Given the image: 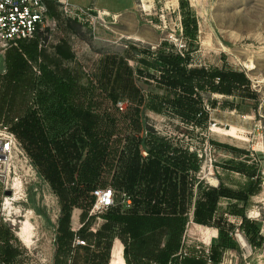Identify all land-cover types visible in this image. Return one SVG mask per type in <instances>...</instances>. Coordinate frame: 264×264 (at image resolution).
Instances as JSON below:
<instances>
[{"label": "rangeland", "instance_id": "rangeland-1", "mask_svg": "<svg viewBox=\"0 0 264 264\" xmlns=\"http://www.w3.org/2000/svg\"><path fill=\"white\" fill-rule=\"evenodd\" d=\"M180 1L147 0L148 9L144 8L143 0L139 3L141 10H145L143 14L148 12L152 15L154 23L160 27L162 42L169 44L167 50L172 47L178 50L189 42V49L197 50L192 55L193 67L244 73L258 95L257 101L239 104L236 99L204 95L208 103L216 101L218 106L214 109L208 105L210 120L199 128L185 125L174 115H158L143 108L137 116L133 104L120 101L121 105H115L109 97V88L108 91L103 90L100 83L104 63L109 56L124 58L136 71L138 64L132 58L131 50L125 45L118 47L116 43H104L97 39L93 25L97 14H94L93 21L92 17L64 16L52 7V19L56 21L36 38L7 47L0 46V125L17 122L29 110L37 109L51 137L60 142H75L72 136L76 122L65 123L60 119L61 91L55 82H68L72 77L76 82V105H95L100 123L113 134L111 148L117 154L116 160L128 149H134L139 139L149 138L150 135L166 138L200 160L199 170L187 177L189 183L192 179L196 180V196L200 188L223 185L238 190L248 185L246 177L227 169L229 162L257 166L261 191L251 199L247 216L259 224L264 237V0H189L199 17L198 44L194 45L182 31ZM64 43L71 49L73 57L70 59L57 52V47ZM16 56L23 59V69L9 63ZM134 82L145 95L160 91L152 82L147 86L148 81L137 74L134 75ZM232 104H238V109L231 110ZM120 106L122 109L119 110ZM132 116L133 120L142 122L144 130L139 131L131 123ZM140 149L143 158H147L148 152ZM22 150L23 155L11 163L10 175L5 169L0 177V250H16L17 256L11 264H98L96 255L102 263L106 259V264H162L156 258L168 249L173 239L171 230L155 233L147 255L136 259L131 236L125 234L120 225L111 231L104 230L109 224L107 215L110 210L93 212L94 206L86 210L73 209L70 223L73 239L63 244L60 240L62 204L59 195L23 144ZM122 168L123 165L116 161L112 170L104 172L102 184L97 188L112 187L117 200L125 204L122 201L125 191L119 190L118 181L114 179L115 175L121 176ZM16 182L21 188L14 196L12 188ZM66 185L70 188L72 184ZM8 191H12L11 196L7 195ZM13 196L17 201L7 210L5 202ZM236 204L227 199L220 200L217 218L228 225L227 229H230L229 226L233 228L223 242L217 230L195 225L194 200L184 216L180 250L171 255L167 264H182L185 253L188 258L196 256L203 259L204 264H214L209 261L214 246H217L221 256L219 264H264V241L257 248L250 245L241 229V218L235 216ZM126 209H122L121 213L128 212ZM29 213L36 228L32 246H28L20 236ZM84 228L87 232L83 236L81 231ZM100 233L106 235L103 241L111 242L109 250L98 247ZM77 238L84 240L86 245H76ZM116 249L122 253L120 259L115 256Z\"/></svg>", "mask_w": 264, "mask_h": 264}, {"label": "trees", "instance_id": "trees-1", "mask_svg": "<svg viewBox=\"0 0 264 264\" xmlns=\"http://www.w3.org/2000/svg\"><path fill=\"white\" fill-rule=\"evenodd\" d=\"M181 24L183 34L194 45L198 44L199 22L196 12L189 0L180 1ZM71 25V24H70ZM75 30L73 26L70 27ZM188 43L182 49L167 50L168 43L162 42L156 52L151 49L139 50L130 48L132 58L138 64L136 71L124 58L108 57L101 74V88L108 91L113 103L127 101L134 105V112L139 116L141 109L158 115H174L185 125L201 127L210 120L208 105L217 108L218 103H208L204 95H224L242 98L245 101H257L258 95L252 90L251 82L244 73L225 69H208L193 67L192 55L197 51L190 50ZM198 46V45H197ZM59 55L66 59L73 57L67 44L57 47ZM23 59L14 57L9 63L17 69H23ZM146 69V70H145ZM137 74L149 83H154L159 92L145 95L135 84ZM61 91L59 117L63 122H76V130L72 137L75 142H60L51 137L45 122L37 109L29 110L17 122L8 123L18 140L23 144L30 157L43 169L44 175L53 190L59 195L62 204L60 220L61 241L67 244L73 239L70 223L74 208L91 209L95 204L93 191L102 184L103 174L113 169L116 161L123 165L121 176H114L120 191H125L122 198L125 204L116 198V206L110 209L107 219L109 224L104 228L123 226L125 234L131 236L136 259L147 255L150 242L155 233L171 230L173 239L167 250L162 251L157 260L167 264L171 255L180 250V239L185 226L184 216L190 211L195 200L194 223L217 229L220 239L225 240L230 229L222 219L217 218L221 199L234 201L235 216L241 218V229L248 242L254 248L264 241L259 224L247 216V206L253 196L260 191L259 168L245 163L229 162L228 170L243 175L248 180L244 188L233 190L223 185L218 188L201 189L196 196L194 189L196 180L189 183L187 177L195 174L200 168V160L189 150L166 140V138L139 139L134 149L130 148L117 159L114 148H111L113 134L100 123L96 107L90 104L79 107L75 103L76 82L69 77L68 82L55 81ZM162 93V94H161ZM235 109V104H232ZM120 110V108H118ZM131 123L141 131L144 125L137 119ZM110 120V118H108ZM148 152L143 158L141 149ZM245 154V152H239ZM67 183L72 184L70 188ZM105 188V187H104ZM131 200L132 210L126 205ZM122 209L128 212L121 213ZM87 228L81 231L85 235ZM150 232V233H147ZM150 234V235H148ZM98 247L109 250L111 242L103 241L106 235L98 234ZM1 237V232H0ZM173 240L175 242L173 243ZM103 241V242H102ZM220 246V245H218ZM17 256L15 249L0 250L2 264H11ZM102 263L96 255V263ZM209 261L221 262L217 246L212 249ZM182 264H204V260L193 256L185 257ZM1 264V263H0Z\"/></svg>", "mask_w": 264, "mask_h": 264}, {"label": "built area", "instance_id": "built-area-1", "mask_svg": "<svg viewBox=\"0 0 264 264\" xmlns=\"http://www.w3.org/2000/svg\"><path fill=\"white\" fill-rule=\"evenodd\" d=\"M52 7L57 8L64 16L81 19L92 17L94 21L92 9L79 8L70 0H0V46L7 47L36 38L56 21L52 19ZM183 47L184 45L180 49ZM119 108L122 109V106ZM21 155L22 144L11 126L0 125V177L5 169L9 170L10 175L11 163ZM93 196V212H105L116 206V192L112 187L97 188L93 191ZM126 205L131 207L130 199L126 201ZM75 244L86 245V242L77 238ZM187 255L184 254L185 257Z\"/></svg>", "mask_w": 264, "mask_h": 264}, {"label": "crops", "instance_id": "crops-1", "mask_svg": "<svg viewBox=\"0 0 264 264\" xmlns=\"http://www.w3.org/2000/svg\"><path fill=\"white\" fill-rule=\"evenodd\" d=\"M70 2L79 8L92 9L94 14H97L93 25L99 41L116 43L119 45L118 47L125 45V48L130 49L134 46L139 50L151 49L152 51H156L162 44L163 33L160 31V27L154 23L152 15L148 12L143 14L142 11L145 10H141L139 0H76L75 2L70 0ZM143 2L144 8L148 9L147 0H143ZM196 15L199 22L198 14L196 13ZM215 96L236 99L239 104L245 102L242 98L216 94ZM237 106L238 104L235 109L232 106L230 108L237 110ZM202 228L217 230L204 226Z\"/></svg>", "mask_w": 264, "mask_h": 264}, {"label": "bare ground", "instance_id": "bare-ground-1", "mask_svg": "<svg viewBox=\"0 0 264 264\" xmlns=\"http://www.w3.org/2000/svg\"><path fill=\"white\" fill-rule=\"evenodd\" d=\"M21 188V185L19 182H16L14 185H13V188H12V191L14 192V196L18 193V191L20 190ZM13 196V198H8L7 201L5 202V205H6V209L9 210L10 209V205L12 206L14 201H17V199ZM27 221L24 222L23 224V227L21 228V232H20V236L22 238V240L28 245V246H32L33 245V236L36 232V228L32 222V219L33 217L30 215H28L27 217ZM197 225V224H195ZM199 226V225H198ZM202 227V226H200ZM122 253L116 249L115 251V256L120 259V255ZM120 261V260H118ZM118 264H121V263H118Z\"/></svg>", "mask_w": 264, "mask_h": 264}, {"label": "water", "instance_id": "water-1", "mask_svg": "<svg viewBox=\"0 0 264 264\" xmlns=\"http://www.w3.org/2000/svg\"><path fill=\"white\" fill-rule=\"evenodd\" d=\"M7 195H8V196H11V195H12V191H8V192H7Z\"/></svg>", "mask_w": 264, "mask_h": 264}]
</instances>
